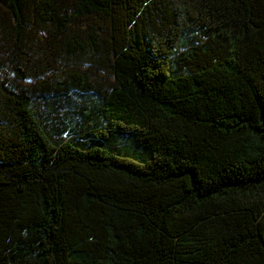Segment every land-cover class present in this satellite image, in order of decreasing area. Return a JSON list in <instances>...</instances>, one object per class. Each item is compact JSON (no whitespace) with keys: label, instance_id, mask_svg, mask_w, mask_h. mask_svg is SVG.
Segmentation results:
<instances>
[{"label":"trees","instance_id":"trees-1","mask_svg":"<svg viewBox=\"0 0 264 264\" xmlns=\"http://www.w3.org/2000/svg\"><path fill=\"white\" fill-rule=\"evenodd\" d=\"M0 264H264V0H0Z\"/></svg>","mask_w":264,"mask_h":264},{"label":"rangeland","instance_id":"rangeland-1","mask_svg":"<svg viewBox=\"0 0 264 264\" xmlns=\"http://www.w3.org/2000/svg\"><path fill=\"white\" fill-rule=\"evenodd\" d=\"M53 65H54L53 67L56 68V70H58L60 72L66 70V69H69V65L65 64V66H64L62 63H59V62H56V64H53ZM52 77L56 78V77H58V74L54 73ZM77 93L81 94V92H77Z\"/></svg>","mask_w":264,"mask_h":264}]
</instances>
